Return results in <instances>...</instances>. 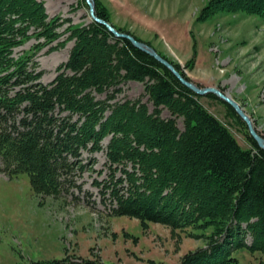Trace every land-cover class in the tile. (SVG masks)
Listing matches in <instances>:
<instances>
[{"label": "trees", "instance_id": "obj_1", "mask_svg": "<svg viewBox=\"0 0 264 264\" xmlns=\"http://www.w3.org/2000/svg\"><path fill=\"white\" fill-rule=\"evenodd\" d=\"M211 9L264 16V0H211ZM63 21L48 18L40 1L0 0V172L26 173L35 193L95 208L79 180L109 136L107 175L92 181L108 216L211 228L206 245L179 264H238L234 250H264V150L251 137L254 150L242 149L166 67L95 21L69 29L67 61L41 82L33 55ZM31 38L43 41L15 50ZM131 80L144 83L151 110L140 98H117ZM87 262L66 255L18 264Z\"/></svg>", "mask_w": 264, "mask_h": 264}, {"label": "rangeland", "instance_id": "obj_2", "mask_svg": "<svg viewBox=\"0 0 264 264\" xmlns=\"http://www.w3.org/2000/svg\"><path fill=\"white\" fill-rule=\"evenodd\" d=\"M37 1L43 3L48 18L64 20L56 29L58 38L33 55L42 70L40 81L48 83L74 44L69 29L93 20L85 0ZM93 1L95 14L101 11L114 28L153 47L200 87H216L234 99L264 138V16L243 10H204L211 0ZM32 32L31 27L28 34ZM38 41L43 39L31 38L15 50L28 49ZM144 88L143 82L127 81L117 98H140L151 110ZM197 100L242 149L254 150L245 122L228 104L212 95H197ZM161 114L169 116L167 109ZM176 121L183 129L182 118ZM109 138L93 153V171L84 172L79 180L91 193L95 208L85 206L82 199L73 202L35 193L26 173H0V264L66 255L88 260L86 264H179L185 253L206 245L211 228H173L107 215L92 181L107 175ZM246 241L250 242L248 235ZM233 256L238 264H264V250L241 247Z\"/></svg>", "mask_w": 264, "mask_h": 264}, {"label": "water", "instance_id": "obj_3", "mask_svg": "<svg viewBox=\"0 0 264 264\" xmlns=\"http://www.w3.org/2000/svg\"><path fill=\"white\" fill-rule=\"evenodd\" d=\"M87 6H88V12L91 17V19L95 22H98L102 25H104L114 36L118 38H125L128 39L133 46L140 49L141 51L145 52L146 54L152 56L156 61H158L160 64H162L164 67H166L177 79L178 81L190 89L192 92H194L198 96H205L207 94H213L220 100L224 101L226 104H228L235 112L236 114L245 122L249 136L256 142L259 148L264 150V138L258 134L256 129L254 128L250 118L245 114V112L242 110L240 105L232 99L227 94H224L220 89L212 86H206V87H200L193 81H190L186 79L182 74L174 67L172 63H170L168 60L163 58L160 54L156 52V50L151 47L150 45L137 40L132 35L127 34L125 32H121L114 28L109 22L106 20L98 17L95 14L94 10V1L93 0H85Z\"/></svg>", "mask_w": 264, "mask_h": 264}]
</instances>
